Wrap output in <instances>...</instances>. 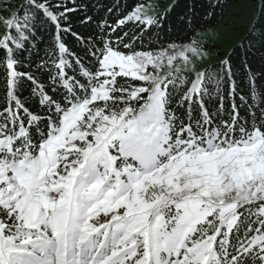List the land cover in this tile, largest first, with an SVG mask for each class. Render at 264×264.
Instances as JSON below:
<instances>
[{
    "label": "snow or ice",
    "instance_id": "obj_1",
    "mask_svg": "<svg viewBox=\"0 0 264 264\" xmlns=\"http://www.w3.org/2000/svg\"><path fill=\"white\" fill-rule=\"evenodd\" d=\"M94 7L0 16V264H264V0L219 72Z\"/></svg>",
    "mask_w": 264,
    "mask_h": 264
},
{
    "label": "trees",
    "instance_id": "obj_2",
    "mask_svg": "<svg viewBox=\"0 0 264 264\" xmlns=\"http://www.w3.org/2000/svg\"><path fill=\"white\" fill-rule=\"evenodd\" d=\"M239 0H86L91 5H95L91 14L109 19L111 23L118 17L127 15L138 6L154 5L157 11L153 16H159L160 22L154 25L140 24L130 21L124 27V32L128 34L126 42L131 44L136 50L156 51L170 46H179L194 41L198 32L205 29L214 28L224 18L225 12L235 2ZM25 0H0V16H8ZM79 2V0H77ZM112 7L113 13H107L106 9ZM259 12V0L255 1L254 15L249 25L243 26L242 36L226 53L221 52L223 57L219 61L208 64L203 69L219 72L221 69L215 67L225 59V57L239 44L246 36L251 27L253 19ZM4 30L0 24V32ZM82 33L87 34L88 29L81 28ZM69 45L76 51H80V46L75 43L73 38L66 37ZM51 40V31L43 32L38 35L36 41H30L31 59H39L44 56L45 49ZM207 50L214 48L213 44H204ZM242 53V49L240 50ZM239 63V58L234 60ZM261 65L260 57L253 58L254 69L259 70ZM239 75V72H238ZM2 87V86H0ZM214 102H210L212 107Z\"/></svg>",
    "mask_w": 264,
    "mask_h": 264
},
{
    "label": "rangeland",
    "instance_id": "obj_3",
    "mask_svg": "<svg viewBox=\"0 0 264 264\" xmlns=\"http://www.w3.org/2000/svg\"><path fill=\"white\" fill-rule=\"evenodd\" d=\"M256 0H239L233 3L225 12L223 20L216 25L214 28L201 30L198 32L197 37L194 41L179 45L175 47H182L187 45H198L200 48V55L203 59L197 58V64L202 70L203 67L208 64L219 61L223 55L221 52L226 53L229 49L240 40L242 36L243 26H247L250 23L251 18L254 15V7ZM157 11L154 5L149 4L142 6L141 16H153ZM213 44L214 48L207 50L204 44ZM173 46L162 50H171ZM156 50L153 52H159ZM191 55V53H189Z\"/></svg>",
    "mask_w": 264,
    "mask_h": 264
}]
</instances>
